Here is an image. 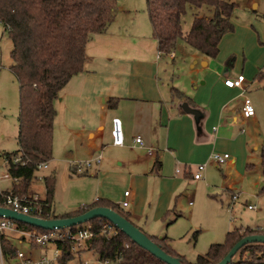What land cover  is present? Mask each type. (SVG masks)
<instances>
[{
    "label": "crops",
    "instance_id": "crops-1",
    "mask_svg": "<svg viewBox=\"0 0 264 264\" xmlns=\"http://www.w3.org/2000/svg\"><path fill=\"white\" fill-rule=\"evenodd\" d=\"M146 13L139 14L137 10L117 0L114 21L105 32L95 34L86 46L88 61L85 70L70 79L55 101L54 125L60 118L65 132L72 139L78 138L81 141L84 158L91 159L102 153L101 162L94 161L93 167L84 173L85 176H88L86 173L89 170H94L93 176L99 174L100 182H103L108 179L109 173H117L123 180V186H130V195L126 197L124 194L123 197L129 201L126 207L123 202L115 203L113 193L103 189H100L101 195L93 202L97 199L107 200L118 205L122 212L132 204V211L125 213L136 226L152 238L168 236L173 242L167 232L163 233L164 224L161 225L163 234L146 227L147 223L143 219L144 215L148 218V214H144L145 209L140 205V195L153 198L151 213L156 220H164L163 214L175 211L178 200L185 195L180 192L183 181L168 177L174 167L180 169L177 171L179 175L183 172L185 177L193 178L196 165L208 162L211 153L219 151L231 154L230 160L223 164L229 174L241 162H246V172L255 171L256 164L252 162L250 154V151L255 150L250 147L252 135L244 132L243 126L255 125L259 120L257 110L255 116L244 118L241 110L244 99L242 90L230 88L224 81L243 74L247 89L245 94L251 89L260 92L264 89V67L261 70H235L236 64L231 62L233 55L225 52L226 43L221 50V41L217 57L219 62L212 70H189L186 76H180L175 82L173 74L164 64L168 56L162 53L159 56V43L153 35L147 6ZM2 37L1 29L0 38ZM175 50L174 55L168 59H175ZM192 56L198 61L207 60L204 66L209 65L208 60L212 59L194 49ZM235 59L237 56L233 61ZM260 71L263 74L258 76ZM200 79H203L202 84L198 83ZM174 89L192 98L193 107L202 114L199 121L192 114L184 112L181 105L185 101L174 93ZM253 104L256 109L254 102ZM115 117L122 121L125 136L123 146L112 143V120ZM137 136L143 138L144 147L135 143ZM256 142L254 147L260 151L264 174L261 157L264 141L262 145ZM148 148H153L154 154L150 155ZM53 158L46 161L49 163L48 169L36 172V179L31 185V190L41 197L46 196L47 190L45 183L37 179L38 175L46 177L55 174L57 183L56 171L50 165ZM217 166L222 170V165ZM11 181L12 187L7 190L13 189L15 181ZM175 183L178 184L174 187ZM232 186L233 183L229 182L227 189L233 198L236 191L230 188ZM261 190L264 191V187ZM191 196L193 194L190 193L188 197ZM166 197L168 199L163 201ZM191 200L190 205H193ZM53 208L55 211L54 199ZM182 216L176 213L165 226H170ZM248 226L264 229L260 225ZM17 239L26 241L20 234ZM30 245L34 247L33 244Z\"/></svg>",
    "mask_w": 264,
    "mask_h": 264
},
{
    "label": "trees",
    "instance_id": "trees-1",
    "mask_svg": "<svg viewBox=\"0 0 264 264\" xmlns=\"http://www.w3.org/2000/svg\"><path fill=\"white\" fill-rule=\"evenodd\" d=\"M146 1L153 35L163 55L174 51L178 41L183 39L201 55L215 59L220 53L223 37L235 30L233 15L237 8L236 0ZM189 7L197 12L190 31L185 33L183 17ZM116 11L117 0H0L2 34L8 33L13 43L11 70L21 90L19 149L1 154L3 159L8 160V172L19 181L16 183L14 180V193L21 196L35 194L31 185L36 179L38 164L53 157L54 103L70 79L85 70L88 42L95 34L107 30L115 19ZM262 74L263 71H260L258 76ZM174 93L193 107L192 98L184 92L174 89ZM261 157L264 171V144ZM16 158L20 159L19 162H14ZM72 171L76 173L74 168ZM44 183L47 190L43 197L47 204L42 214L44 218L72 217L103 206L129 219L125 212L118 209V205L103 199L64 214H56L53 208L55 174L44 177ZM3 193L8 194V190ZM3 199L0 191V204ZM105 221L108 220L96 218L91 221L94 235L86 240L83 248L96 251L101 262L167 264L119 229L115 236L107 237L102 232ZM16 224L20 229L44 230L22 222ZM253 234H264V229L237 227L226 234L223 243L211 244L195 263L188 262L179 254L168 236L153 240L161 244L168 254L182 258L184 264H217L239 240ZM57 247L61 250L60 261L66 264L73 255L71 244L59 242ZM1 248L3 255L17 256L18 250L5 233L1 236ZM230 264H264V243L244 245Z\"/></svg>",
    "mask_w": 264,
    "mask_h": 264
},
{
    "label": "rangeland",
    "instance_id": "rangeland-1",
    "mask_svg": "<svg viewBox=\"0 0 264 264\" xmlns=\"http://www.w3.org/2000/svg\"><path fill=\"white\" fill-rule=\"evenodd\" d=\"M121 2L137 10L139 14H147L146 0H121ZM236 4L237 8L233 15L235 31L226 34L223 38L221 50L226 43L225 52L228 55L232 54L233 60L237 56L235 61H231L236 64L235 70H250V68L261 70L264 67V0H236ZM196 12L194 8L189 7L184 15L185 33L190 31ZM12 48L13 43L9 34L3 33V37L0 38V50L3 54V67L0 68V188L4 191L12 187V181L10 177H4L8 172L1 154L19 149L21 90L19 81L11 70ZM173 53L174 51L164 56L171 57ZM192 55L193 49L183 39H180L176 46L175 59L167 57L165 60L164 64L173 74L175 82L180 76H186L189 70H212L219 62L218 58L209 59L210 64L204 66L207 60L198 61ZM198 83L202 84L203 79H200ZM246 95L255 103L259 117L255 125L243 126L244 132L252 135L250 147L255 150L250 151V154L252 162L256 164L255 171L246 172V162L238 163L231 174L226 171V165H222V170H220V166L213 163L211 155L224 152L214 151L208 159V162H213H201L196 165V170L198 165H206L200 180L196 181L191 176L185 177L183 172L179 175L178 167H174L168 174L171 179L180 178L183 181L180 192L185 195L178 200L175 211L170 210L163 214L164 220H156L151 213L153 198L142 194L139 197L140 205L145 209L144 214H148V218L144 215L143 219L147 223L146 227L151 231L162 233L161 225L164 224L163 233L167 232L173 238L172 247L190 263H195L199 255H204L211 244L223 243L227 232L235 227L248 225L264 227V191L261 190L264 187V174L261 169L260 151L254 147L256 141L261 145L264 141V89L260 92L251 89ZM54 128V158L50 165L57 174L55 212L64 214L93 202L97 196L101 195L100 189L112 192L115 203L124 202L126 200L123 199L124 192L131 189L130 186L127 188L123 186V180L118 177L117 173H109L108 179L103 182H100L99 174L93 176L94 170H89L86 173L88 176L84 173H73V162L88 160L84 158L81 141L78 138L72 139V136L65 132L60 124V118L55 122ZM192 168L195 169L194 166ZM229 182L233 183L230 188L236 191L233 196L239 195V198L233 200L231 192L227 189ZM177 184L175 183L174 187ZM188 193L193 196L188 197ZM167 199L168 197L163 201ZM190 200L193 205H190ZM249 204L256 205V209H249ZM123 210L132 211V204ZM176 213L183 216L166 227L165 223L174 218ZM5 234L14 243V247L24 252L26 256L39 259L38 257L45 254L49 258H55L56 264H63L60 261V254L56 253L55 243L40 247L30 243L28 238L26 241L18 240L19 233L15 231ZM30 244L34 247L32 248ZM2 261L3 264H18V258L9 255H3ZM66 264H103V262L99 260L96 251L83 249L73 252Z\"/></svg>",
    "mask_w": 264,
    "mask_h": 264
},
{
    "label": "built area",
    "instance_id": "built-area-1",
    "mask_svg": "<svg viewBox=\"0 0 264 264\" xmlns=\"http://www.w3.org/2000/svg\"><path fill=\"white\" fill-rule=\"evenodd\" d=\"M2 23L0 21V28ZM161 55V52L159 56ZM2 59L3 54L0 50V68H2ZM245 76L243 74L238 75L236 78H226L224 83L230 88H240L242 90L241 94L244 97L242 105V115L244 118H250L256 115V109L250 97H248L245 92L247 91L244 86ZM112 143L113 145L123 146L125 143V136L122 121L120 118L115 117L112 120ZM135 143L141 147L145 146V142L141 136L135 138ZM148 153L150 155L154 154L153 148H148ZM103 158L102 153L97 154L94 158L85 160V161H76L73 162L75 172L85 173L87 169L92 167L93 162L100 163ZM231 156L229 153H214L211 155V159L218 165H223L230 160ZM19 158L14 159V162H19ZM5 163L8 164V160L5 159ZM206 165H198L196 172L193 174L195 180H200L202 178V172L205 170ZM49 168L48 162H42L38 164L37 171L46 170ZM180 171L179 169L177 170ZM4 177H10L13 179L10 173H7ZM37 179L41 182H44V176L38 175ZM18 182L17 179H13ZM3 196V203L0 204L2 207L10 208L14 211L34 216L38 218L42 217L44 212V207L47 204L44 202L43 197L40 194L35 193L33 196H21L13 192V190H8V194H4L1 190ZM130 191L125 192V196H129ZM239 198V195L233 196V199ZM129 201L125 200L123 206H128ZM248 208L255 209L256 205L249 204ZM49 219V218H45ZM17 222L13 219L7 218L5 216H0V264H3V252L1 248V236L3 233L7 232H17L25 239H29L32 243L40 247H45L49 243H55L56 245L59 242H69L71 244V251L77 252L84 248L86 240L91 238L94 235L93 225L91 222H86L82 225H77L76 228L67 227L65 229H53V230H38V229H20L17 227ZM103 234H106L107 237L115 236L118 233V228L111 223L110 221H105L103 223ZM56 253L61 254V250L57 247ZM18 264H56L55 258H49L47 255H43L39 259H33L31 256H26L24 252L17 251ZM103 264H109V261H104Z\"/></svg>",
    "mask_w": 264,
    "mask_h": 264
},
{
    "label": "water",
    "instance_id": "water-1",
    "mask_svg": "<svg viewBox=\"0 0 264 264\" xmlns=\"http://www.w3.org/2000/svg\"><path fill=\"white\" fill-rule=\"evenodd\" d=\"M181 108L184 110V112L192 114L195 117L196 121L200 120L202 115L200 110L190 106L188 102H184L181 105ZM0 216H5L17 222H22L44 230H53L56 228L65 229L67 227L71 228L77 225H82L86 222H91L96 218L107 219L108 221L113 223L120 231L125 233L133 242L146 249L151 254L163 260L167 264H184L182 258L168 254L162 248L161 244L154 241L153 238L150 237L140 227L136 226L131 220L122 216L118 211L109 207L98 206L91 208L80 215L72 217L45 219L29 216L14 211L10 208L0 206ZM256 242L264 243V234H253L243 237L217 264H230L233 260V257L244 245Z\"/></svg>",
    "mask_w": 264,
    "mask_h": 264
}]
</instances>
